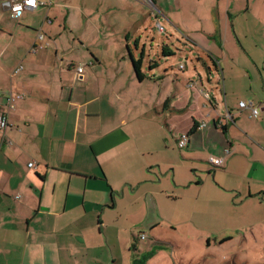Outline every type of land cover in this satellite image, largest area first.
<instances>
[{
    "label": "crops",
    "instance_id": "obj_1",
    "mask_svg": "<svg viewBox=\"0 0 264 264\" xmlns=\"http://www.w3.org/2000/svg\"><path fill=\"white\" fill-rule=\"evenodd\" d=\"M15 1L0 0V264H89L100 235L129 240L139 223L148 235L184 196L188 217L231 198L263 204L264 0H155L178 42L199 51L185 64L168 38L164 65L147 59L155 41L138 0H39L19 18ZM9 91L22 94L12 109Z\"/></svg>",
    "mask_w": 264,
    "mask_h": 264
},
{
    "label": "rangeland",
    "instance_id": "obj_2",
    "mask_svg": "<svg viewBox=\"0 0 264 264\" xmlns=\"http://www.w3.org/2000/svg\"><path fill=\"white\" fill-rule=\"evenodd\" d=\"M138 1L143 3L145 16L151 24L149 34L151 39L155 41L152 47V40L148 42L147 50L151 57L150 59L148 56V61L158 62L160 65L166 64L163 57L164 48L168 43L166 40L175 38L174 44L170 41L167 45L174 46L175 50H178V46H180L179 50H183V57H186L183 58L184 63L191 64L194 54L197 55L196 53L199 51L194 50L193 52L191 47L183 46L178 42L182 38L180 31L176 29L171 31L169 21L162 15L160 9L155 7V4L153 5L146 0ZM140 11H137V16L139 13L141 14ZM40 14L38 13L35 17L39 19ZM120 24L118 23L117 29ZM113 27L105 30L103 35L115 33ZM120 31L121 29L119 33ZM169 32L173 33L172 37ZM65 33L69 35L68 31ZM114 45L113 48H110L111 50L117 47ZM131 46L135 49L134 40ZM126 51L132 61L128 48ZM181 55L171 58L175 68H178L179 62L182 60ZM137 56L141 58V52ZM176 70L180 71L179 69ZM10 92L6 94L7 107H9L7 96ZM198 178L204 180L203 189H208L209 185L215 184L213 170L202 171ZM167 179L168 182L172 181V176H166L164 181ZM234 196L235 193H233ZM193 202L192 198L184 196L182 200H178L173 205L168 202L169 207H166L167 204L164 205L162 213L151 214V217L152 215L156 217L161 225L153 231L148 230V238L146 239L139 238L141 231L144 230L140 223L136 225V229L130 230L127 235L129 240L124 234L103 233L100 235V239L103 240L104 245L102 249H90L89 264H100V262L102 264H134L135 259H144L146 264L147 262L148 264H264V202L261 205L257 202L234 204L231 198V202L228 204L218 201V204L222 205L213 212L197 210L195 214L192 213L188 217L189 205ZM175 211L176 214H174ZM125 216L127 215H123V217ZM142 216L138 214L137 219L140 220ZM228 219H231V223L228 222ZM132 221L126 218L125 224H131ZM255 221L259 223L252 224ZM106 235L109 238L108 241L105 238ZM227 236H230L231 239L222 243L218 241ZM208 239L210 244H208ZM133 241H135L136 248L132 245ZM114 258L116 259L115 262L113 261Z\"/></svg>",
    "mask_w": 264,
    "mask_h": 264
},
{
    "label": "built area",
    "instance_id": "obj_3",
    "mask_svg": "<svg viewBox=\"0 0 264 264\" xmlns=\"http://www.w3.org/2000/svg\"><path fill=\"white\" fill-rule=\"evenodd\" d=\"M151 4H155L154 1L155 0H146ZM40 1L39 0H17L15 2H13L11 4V9H12V14L14 17L19 18L23 15V13L25 11H34L36 10L39 5H40ZM38 38L40 40L43 39V34H38ZM83 66L84 65H79L77 67L78 72L81 74L83 72ZM183 67V64L181 65ZM23 67L21 65H19L18 67H16V69L14 70V72H19ZM22 94L19 92L15 91H11L8 96H7V101H8V109H12L14 106V102L21 98ZM240 106L243 108H249L252 111V114H257L259 112V108L254 106L252 102H247V101H241L240 102ZM225 119L231 120L232 119V115L231 113H227V115H225ZM8 126V113L7 111H3L2 113H0V128L1 129H5ZM189 141V136L188 134H182L179 137L178 140V145L179 147L183 148L185 146H187ZM228 152V151H227ZM209 161L214 164V165H222L224 162V158L223 157H214V156H210ZM29 166H33V162L29 163ZM140 239H145L147 238V234L145 233H141L139 236Z\"/></svg>",
    "mask_w": 264,
    "mask_h": 264
},
{
    "label": "trees",
    "instance_id": "obj_4",
    "mask_svg": "<svg viewBox=\"0 0 264 264\" xmlns=\"http://www.w3.org/2000/svg\"><path fill=\"white\" fill-rule=\"evenodd\" d=\"M165 52H167V50L165 49ZM140 60H134L133 59V66H134V69H135V72L137 74V76L139 78H142V74H141V71H140ZM135 247V245H134ZM136 248V247H135ZM135 263L134 264H146L145 260L144 259H135L134 261Z\"/></svg>",
    "mask_w": 264,
    "mask_h": 264
}]
</instances>
